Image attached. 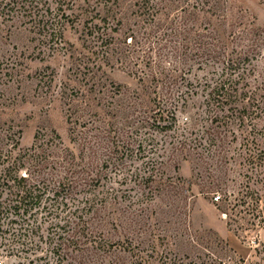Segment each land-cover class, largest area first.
<instances>
[{
	"label": "trees",
	"instance_id": "1",
	"mask_svg": "<svg viewBox=\"0 0 264 264\" xmlns=\"http://www.w3.org/2000/svg\"><path fill=\"white\" fill-rule=\"evenodd\" d=\"M68 24L82 52L69 50ZM20 29L40 34L42 45L53 43L47 55L63 43L62 54L77 65L64 96L67 140L43 127L23 147L22 130L7 120L9 98H0V258L97 264L112 247L110 220L126 217L144 226L157 218L152 190L182 216L172 204L178 195L162 184L170 180L164 165L155 168L157 161L147 157L157 153V133L176 127V112L189 111L185 95L198 89L206 92L205 117L189 115L188 134L173 152L202 161L194 178L204 183L202 192L216 193L236 236L264 224V78H252L264 28L248 23L232 0H0V43ZM7 59L11 55L0 51V87L18 73L3 63ZM112 62L134 69L139 86L130 95L95 80L101 65ZM97 110L112 113L115 122L103 117L104 124L94 126ZM201 121L206 124L198 137ZM215 156L216 165L204 162ZM143 157L148 162L141 174L132 166ZM229 159L233 168L242 166L239 173L227 167ZM111 182L122 188L133 183L131 190L147 191V201L136 207L140 200L112 189ZM126 200L132 206L123 205Z\"/></svg>",
	"mask_w": 264,
	"mask_h": 264
},
{
	"label": "rangeland",
	"instance_id": "2",
	"mask_svg": "<svg viewBox=\"0 0 264 264\" xmlns=\"http://www.w3.org/2000/svg\"><path fill=\"white\" fill-rule=\"evenodd\" d=\"M232 3L235 10L243 14L253 27L264 28V4L261 0H232ZM66 30L65 40L73 46L69 49L70 47L66 45V48L70 51L76 49L82 52L77 42L78 34L69 24ZM42 42L40 34L20 29L11 34L8 42L0 43V51L11 55V60L7 59L3 63L12 64L18 70L12 81L1 84L0 98H9L4 107H8L7 112L12 115L10 114L7 120L11 125H19L15 131L22 130L20 143L23 147H29L36 131L43 127L55 129L64 140H67L64 96L70 92V88L71 90L73 88V72L77 63L67 60L62 54L63 43H60V52L47 55L53 51L50 46L54 45L53 43L42 45ZM255 58L257 59L252 62L257 68L252 78L259 81L264 78V45ZM101 66V71L98 70L95 74V80L104 82L109 90L116 92V89H119L120 92H126L128 95L131 91L137 90L139 86L137 78L130 74L134 69H128L122 62L104 63ZM198 74L202 75V72L199 71ZM50 80L51 86L47 88L44 82L45 84L49 82L50 85ZM185 99L189 104V111L185 112L180 108L176 112V127L170 131L157 133L155 138L157 153L147 157L157 161L155 168L159 164L164 165V171L170 180L165 181L163 178L162 184L169 186V189L174 190L173 193L178 195V197L172 196L174 199L172 204L182 216L178 217L175 208L169 207L170 202L166 195L159 197L157 192L152 190L153 198L149 200L152 199L156 203L157 218L147 220L144 226L131 225L126 217H121L120 221L115 217L111 218L107 226V234L112 247L105 257H99L97 264H264V224L250 226L245 232H239L236 236L226 225V215L222 213L223 208L218 206L220 201L216 202L213 199L216 193L202 192L204 183L201 182L200 177L197 180L194 178L198 172L197 164L202 161H198L195 157L184 159L183 155L173 152L177 143L185 139L188 134L185 131L189 130L192 123L189 115L194 116L195 113L202 119L205 117V91L198 89L192 96L185 95ZM111 115L112 113H108L104 116L98 111L96 116L92 117L93 121H96L94 126H102L104 122L113 124L115 120L109 119ZM103 117L105 120L102 123ZM205 124L201 121L195 128L199 130L198 137L202 136ZM114 126L116 127L115 123ZM143 158L136 160L132 166L133 170L141 169V174L144 172L142 169L144 163L148 162L146 157ZM205 161L214 166L216 156L212 159L205 157ZM228 165L231 166V170H237L235 174L242 170L239 164H235L236 168H233L230 159L227 167ZM234 176L232 173L227 180L228 188H231ZM111 177L113 180L118 178L113 176V173ZM118 184L111 182L108 186L118 190L122 188ZM133 186L131 183L123 187L124 194L130 198H138L140 201L134 204L133 201L126 200L123 205L131 203L132 206L133 203L136 206L141 205V201H147L146 195H149L147 191L131 190ZM160 206L164 209H160ZM230 223L231 228L237 227L234 222ZM19 262L20 260L14 257L0 258V264Z\"/></svg>",
	"mask_w": 264,
	"mask_h": 264
}]
</instances>
